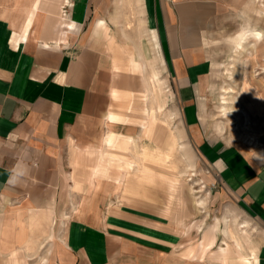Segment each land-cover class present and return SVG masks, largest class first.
Instances as JSON below:
<instances>
[{"label":"rangeland","instance_id":"374dc122","mask_svg":"<svg viewBox=\"0 0 264 264\" xmlns=\"http://www.w3.org/2000/svg\"><path fill=\"white\" fill-rule=\"evenodd\" d=\"M139 1H110L113 6L108 9L118 28L115 38L110 32L109 11L98 12L99 18L108 16L109 20L107 33L98 29L103 46L98 60L103 65L98 70V98L103 105L98 148L71 151L72 176L58 191L55 205L50 202L44 208L25 207L27 214L21 220L23 243L19 247L25 262L16 258L19 256L13 251L8 255L12 264H50L64 253L63 238L70 234V222L78 216L75 205L83 199L78 196L85 192L89 196L91 190H84L86 186L93 187L96 178L124 191L122 197L110 201L104 199L103 191L98 192V203L102 205L98 222H104L98 234L103 233L104 239L98 240L97 233L87 232V241L92 240L88 244L93 243L87 246L88 250L98 246V257H109L104 264L257 263L264 230L245 217L244 207L226 195L216 169L199 155L189 129L197 125L208 138L225 144L243 143L249 151L264 155V40L250 41L239 52L226 43V37L234 34L242 21L264 31V0H250L242 17L229 15L212 31L205 55L212 61L211 84L191 103L196 109L193 123L184 118L181 87L174 84L159 55L155 53L151 60L142 53L145 43L154 52L160 47L158 37L144 28ZM73 3L64 0V16ZM34 10L36 6L31 14ZM10 11L7 5H0V14ZM252 100L263 104L262 113L251 110ZM223 103L229 108L226 111ZM109 110L113 125L105 120ZM251 136L259 142L257 148L248 142ZM146 148L155 158L144 156ZM158 148L168 157L159 159ZM66 205L70 206V213H66ZM118 205H128L129 210L123 208L112 216L111 208ZM116 220L120 221L117 229L113 223ZM128 224H135L134 229ZM229 230L236 233L237 239ZM145 234H151L150 241L155 243L161 239L166 253L154 254L126 245L118 250L111 238L117 235L144 245L149 241L148 237L144 240Z\"/></svg>","mask_w":264,"mask_h":264},{"label":"crops","instance_id":"0c3cea01","mask_svg":"<svg viewBox=\"0 0 264 264\" xmlns=\"http://www.w3.org/2000/svg\"><path fill=\"white\" fill-rule=\"evenodd\" d=\"M110 1L73 0L71 11L64 16V0H11L9 4L0 0V5L3 3L11 10L0 14V264H12L8 255L13 251L19 256L16 258L25 262L19 248L23 243L21 220L27 214L25 207L44 208L50 202L55 205L58 191L65 188L66 179L72 176L71 151L88 146L98 148L103 110L98 98V70L103 67L98 62L103 51L98 29L107 33L109 25L108 16L99 18L98 12L109 11L110 32L115 38L118 28L108 9L113 6ZM249 2L139 1L144 28L158 37L160 47L154 52L145 43L142 53L151 60L157 53L168 68L174 84L181 87L184 118L190 123L196 121V109L191 103L211 84L212 61L205 57L207 41L218 22L232 14L242 17ZM34 6L36 10L31 14ZM110 111L105 112L107 122L112 121ZM189 136L199 155L216 169L226 195L244 207L245 217L264 230V155L249 151L243 143L225 144L208 138L197 125L191 126ZM20 162L28 165L29 176L20 184H11V170ZM107 183L96 178L93 187L86 186L84 190H91L89 196L87 192L79 193L78 197L83 199L75 205L78 216L70 222V234L63 238L64 253L54 257L50 264L108 262L109 257H98L97 243L96 248H87L93 244H88L92 240L87 241V232L98 234L104 225L98 222L102 206L98 192L103 191L108 201L124 195L118 185L115 188ZM127 207L111 208L112 216L123 208L129 210ZM66 208V213H70V206ZM116 221H112L117 225L115 229L120 225ZM134 226L128 224L131 229ZM111 236L118 250L126 245L154 254L166 253L167 247L161 245L159 238L160 242L155 243L145 234L144 240L148 237L149 241L142 245L134 239ZM96 238L102 240L104 234L99 233ZM258 247L256 264H264V241Z\"/></svg>","mask_w":264,"mask_h":264},{"label":"clouds","instance_id":"9594fccd","mask_svg":"<svg viewBox=\"0 0 264 264\" xmlns=\"http://www.w3.org/2000/svg\"><path fill=\"white\" fill-rule=\"evenodd\" d=\"M264 40V31L254 29L249 22L242 21L238 30L226 37V43L232 46L233 51L239 52L244 50L250 41L259 42ZM30 169L26 163H17L11 170L9 183L20 184L29 176Z\"/></svg>","mask_w":264,"mask_h":264},{"label":"bare ground","instance_id":"6f19581e","mask_svg":"<svg viewBox=\"0 0 264 264\" xmlns=\"http://www.w3.org/2000/svg\"><path fill=\"white\" fill-rule=\"evenodd\" d=\"M250 84V83H249ZM251 85V84H250ZM248 86V85H247ZM221 88V87H220ZM227 88V87H226ZM225 88V89H226ZM231 89V88H230ZM227 90V89H226ZM229 90V89H228ZM234 90V89H233ZM223 92V91H222ZM231 93V92H230ZM147 96V95H146ZM228 99V98H227ZM234 99V98H233ZM232 99V100H233ZM229 100V99H228ZM227 100V101H228ZM236 100V99H235ZM224 101H226V100H224ZM225 103H227V102H225ZM225 103H223L224 105H225ZM231 103V102H230ZM233 103V102H232ZM228 105V104H227ZM152 107V106H151ZM245 107V106H244ZM250 108H251V110H255V111H257V112H259V113H262L263 112V104L260 102V101H255V100H252L251 101V105L249 106ZM224 109H225V111L227 110V109H229L226 105L224 106ZM247 109V108H246ZM248 114H249V112H248ZM256 116V115H255ZM157 117V116H156ZM261 117V116H260ZM264 117V116H263ZM249 119H250V117H249ZM109 125H113L114 124V122H112V121H108L107 122ZM260 123V122H259ZM165 128V127H164ZM110 132H113V131H110ZM164 134V133H163ZM166 135V134H165ZM106 138V137H105ZM103 142H105V141H103ZM248 142L250 143V145H252L254 148H257V146H258V144H259V142H257V140H256V138H254V137H249V139H248ZM135 143V142H134ZM136 147H137V142H136ZM153 148V147H152ZM153 149H155V148H153ZM157 150V149H156ZM262 151V150H261ZM260 151V152H261ZM157 154V153H156ZM158 155H159V159L160 158H167L168 157V154H166L162 149L160 150L159 148H158ZM144 156L147 158V159H149V160H152L153 158H155V156L150 152V151H148V149L146 148V149H144ZM171 157V156H170ZM145 158V159H146ZM164 162V161H163ZM126 183V182H125ZM226 230V229H225ZM227 231H228V229H227ZM227 231H225V232H227ZM229 233L230 234H232L233 235V237L235 238V239H237L236 238V233L235 232H233V231H231V230H229ZM238 236V235H237ZM232 237V236H231ZM51 238V237H50ZM31 242V241H30ZM239 244L238 245H241V241L239 242V241H237Z\"/></svg>","mask_w":264,"mask_h":264}]
</instances>
